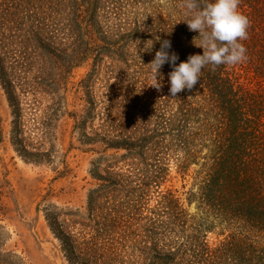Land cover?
Masks as SVG:
<instances>
[{"label":"trees","instance_id":"obj_1","mask_svg":"<svg viewBox=\"0 0 264 264\" xmlns=\"http://www.w3.org/2000/svg\"><path fill=\"white\" fill-rule=\"evenodd\" d=\"M181 4L0 0L9 144L58 176L70 173L72 149L92 156L84 206H36L68 264H264V0L238 6L250 21L246 62L205 66L172 97V67L160 69L157 91L147 65L156 36L171 42L177 66L202 55ZM65 119L77 147H63ZM10 241L0 223V264H29Z\"/></svg>","mask_w":264,"mask_h":264},{"label":"rangeland","instance_id":"obj_2","mask_svg":"<svg viewBox=\"0 0 264 264\" xmlns=\"http://www.w3.org/2000/svg\"><path fill=\"white\" fill-rule=\"evenodd\" d=\"M84 73L85 69L76 70L73 80L77 81ZM9 121V108L0 89V223L11 236L10 246L24 256L29 264H68L51 244L52 235L43 213L36 215V206L47 201L59 205L84 206L91 183L88 170L92 156L72 149L67 159L70 173L62 176H58L51 166L26 163L9 144ZM71 125L67 119L61 123L65 149L69 143L73 147L78 146L71 140ZM7 182L8 187L5 184ZM180 185L177 182L175 187L182 192ZM10 190L16 207L9 196ZM185 198L183 195L188 211L199 213L195 203L187 205ZM208 237L213 240L215 235L208 234Z\"/></svg>","mask_w":264,"mask_h":264},{"label":"clouds","instance_id":"obj_3","mask_svg":"<svg viewBox=\"0 0 264 264\" xmlns=\"http://www.w3.org/2000/svg\"><path fill=\"white\" fill-rule=\"evenodd\" d=\"M239 4L240 0H214L201 7L198 0H182L181 7L191 16L185 23L189 31L198 33L197 38L200 42L196 46L203 50L202 55H189L186 62H181L177 66L178 54L169 52L171 42L160 41L156 36L155 40L160 42V49L147 65L151 68L152 87L157 91L163 87L157 77L163 79L160 69L166 63L173 69L168 73L169 94L176 97L181 91L193 89L199 82L205 66L211 65L212 70H215L220 65L232 67L246 62L247 49L240 41L248 38L250 21L238 11ZM145 46V51H150L153 40H148Z\"/></svg>","mask_w":264,"mask_h":264}]
</instances>
